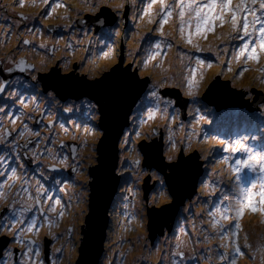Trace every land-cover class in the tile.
Returning a JSON list of instances; mask_svg holds the SVG:
<instances>
[{"label": "rangeland", "instance_id": "rangeland-1", "mask_svg": "<svg viewBox=\"0 0 264 264\" xmlns=\"http://www.w3.org/2000/svg\"><path fill=\"white\" fill-rule=\"evenodd\" d=\"M63 2L71 7L76 3V0H63ZM201 2H206V0H201ZM147 3L148 0H143V3L141 0H137V12L141 7H146ZM168 3L172 4L173 0H168ZM249 6L251 7V5ZM159 10V4L154 5L150 16L140 19L137 15V18L133 19L134 13L130 9L126 8L124 14H117L106 9L105 11L112 23L101 27L93 23L94 17L87 11H81L78 18L75 9L66 14L64 8H59L51 17H45L40 15L45 11L44 6L33 7L31 0H25L23 7L16 4L15 0H0V37L7 38L5 50L0 51V54H8L10 63L21 57H26L27 60L34 62L38 69L42 60L47 61L48 67L46 69L34 72L42 85V73L59 64L61 57L68 64L67 68H64L66 72L81 71L86 75L100 77L112 65L116 64L122 55L124 62L135 60V67L141 69L143 76H151L149 84L159 79L161 75L174 77L170 83H175L177 86L167 88H178L181 96L188 98L185 116L183 107H181L182 101L177 102L176 107L180 110V120L184 122L186 131L191 133L194 130L199 134V142H197L196 136H193L192 140L193 148L198 150L196 155L199 156L201 154L199 150L203 149L209 157L207 161L201 160L203 161V173L198 178L197 193L191 199L188 198L181 207L172 230L169 232L166 230L164 235H158L152 241L147 226V208L151 207V196H149L148 206L143 208L141 202L143 192L139 196L129 197L131 203L128 208H125L124 204L128 203V200L124 198L128 197L129 194L124 189L130 185V182L125 184L124 180L121 179L123 186H118L116 193L117 198L115 197L114 201L102 264H157V260L162 255L164 256V264H172L170 253L176 250L173 247L177 243L176 237H179L181 250L185 252L184 264H209L207 260L202 259L204 255L211 257V264H223L217 253L223 251L231 253V248L220 247L221 244L225 246L230 244L227 235L223 240L221 239V228H227L233 220L240 223L241 228L237 230L235 224H232L230 231L238 232V238L232 237V240L238 239V243L243 248L245 236H247V243L251 245V248H244V251L249 253L251 258L249 255L237 256L236 264H261L258 249L264 246V212L259 211V209L252 212L251 209L246 208L241 217H237L235 213V208L238 207L237 197L240 192L238 185L248 188L251 186L250 181L256 180L261 174L258 170L253 172L244 168L240 173L242 181H237L234 174L230 173L229 164L234 165L236 159L245 158V153L233 154L232 160L225 163L222 157L228 153L223 152L226 145L221 144L220 141L231 142L242 136H247L249 139L246 143L250 147L256 151L264 150V82H261L258 71L260 66L264 65V56L261 57L259 63L245 61L244 58L236 60L234 52H238L241 41L223 36L222 34L227 33L229 28L227 25L220 27L218 21L215 32L207 33V39L201 36L193 37L194 42L205 49V51L195 52L191 45L183 44L180 40L178 10L173 12L169 22L164 25L163 31L166 34L164 37L155 31L158 26L155 23L158 19L156 14ZM190 15H193L191 28L186 26V32H195L194 14L186 12L185 20H188ZM22 16L24 19L21 18ZM81 18L85 19L84 22ZM249 18L251 19V17ZM149 19L153 23H149ZM117 28L121 32L120 36L114 35ZM252 38L249 37V39ZM25 39L29 40L30 43L23 44ZM157 41L163 42L160 49L162 54L156 60L149 61L147 68H143L140 62L146 60L156 51L155 43ZM168 43H173L174 46L167 48L165 45ZM40 44H44L45 47L40 48ZM106 45L115 46L114 53H110L111 59H105L101 54L102 51H108ZM209 47L212 48V51L207 50ZM53 48H55V52L52 51ZM217 51L220 53L219 59L217 58ZM183 52H188L192 57L191 67L196 68L197 76L201 73L206 75L207 79L204 81V86L213 76H220L222 81L230 80V87L246 92L244 95L232 92L228 88L229 85L220 82L218 85L222 87L221 92L214 97L217 104L224 99L233 103L240 98L247 101V104L243 107L228 104L224 108L218 109L202 99L205 92L204 86L200 87L195 100L186 96L184 89L179 84L184 77L189 75V70L183 67L177 59L178 54ZM196 57L210 62L212 67H198L195 64ZM169 61H172L174 66L169 65ZM227 61L231 62V71L227 70ZM183 64H189L187 57L184 58ZM241 69L247 70L242 75H237ZM222 71V75H217ZM83 74L81 75L83 76ZM29 79L31 77L24 78L20 82H13L12 85L8 84L10 85L9 88L4 93H0V107L4 108V111L0 112V120H14L18 126L23 125L22 120L33 116L30 127L34 128L35 115H43V112H46V126L41 129L43 140L40 143L41 146L37 148L36 154L38 160L42 162L43 168L33 183L36 188V182L39 180L44 188L49 190L48 195L53 197V200H46L48 206L51 203L54 204L55 198H60L63 207L55 205L56 212L49 211L46 213L53 221L57 222L51 227L47 222H44L40 214L39 217L35 216L39 218L40 222H43V227L40 228L38 237H31H34L33 239L40 244L41 255L39 260L43 261V264H76L79 257L82 240L81 230L85 222L89 192L85 193L83 199L78 203L79 186L85 179L92 181L89 170L95 163L89 164L85 160L86 167L82 174L74 173L70 165L74 163L75 159L91 155L90 145L93 143V137L85 133L84 127L89 123L98 124V121H89V114L79 101H76L75 110L68 113L58 110L56 105L47 107L45 98L38 96L39 108H37L28 98L38 95L43 90V86L40 83L37 84L36 92H32L31 85L35 82ZM0 82H2L1 77ZM10 92L22 95L29 107L22 108L18 100L13 103L15 96H9ZM74 99L70 98L69 102ZM172 100L176 101L175 98ZM61 104L65 107L68 106L64 101H61ZM196 109H200V112L197 113ZM200 116L204 118L200 119ZM17 117L19 118L17 119ZM223 117H226L227 120H224ZM49 121H54V127L49 125ZM238 121L245 123V125H241L242 128L237 127L239 130L229 129L233 125L238 126L236 124L239 123ZM97 131L102 136V131L100 129ZM50 132L58 134V139L51 140L48 138L47 135ZM1 134L2 131H0ZM179 134L183 135V131ZM85 141L88 142L89 147L83 146ZM40 149L45 151L50 149L51 155L46 152V157H39ZM53 156H56V159H53ZM64 156H67V164L62 163L66 172L48 167L58 161L61 162L60 158ZM11 168V166L8 168L7 176L11 172ZM41 171H44L43 176H41ZM217 171H222L223 176H217ZM24 173L22 171L21 176ZM48 176L50 180L47 179ZM53 176L62 177L64 180H58L62 183L57 184L55 183L57 178L54 179ZM70 176L72 178H69ZM202 180L205 183H201ZM208 181H214L215 186L213 187ZM73 184L76 187H73ZM29 185L30 181H27L23 187L28 188ZM61 188H64L65 191H61ZM252 191L253 193L258 192L259 185ZM17 192L20 193L19 196L16 195ZM52 193L55 196H52ZM225 195L229 196L228 201H223ZM9 197L16 200L18 208L31 203L26 194L17 186L9 191ZM258 199V196H254V202ZM48 206L44 204L45 209ZM224 208H230L231 220L221 219L217 209L223 210ZM61 211L64 212L63 217L57 215ZM135 212L140 214L135 218H129ZM30 217L32 216L25 212L22 218L28 219ZM214 220L219 222L215 227L212 223ZM54 236H58L59 239H54ZM10 240L7 241L8 244L5 248L10 244ZM15 244L17 243H13L9 249H14L13 245ZM18 247L20 248V246ZM61 248L63 249L62 252L57 251ZM1 257V260L6 261V264H13L9 257L3 255ZM176 259L179 260V258Z\"/></svg>", "mask_w": 264, "mask_h": 264}, {"label": "snow or ice", "instance_id": "snow-or-ice-1", "mask_svg": "<svg viewBox=\"0 0 264 264\" xmlns=\"http://www.w3.org/2000/svg\"><path fill=\"white\" fill-rule=\"evenodd\" d=\"M16 4L23 7L25 0H15ZM143 3V0H141ZM159 4L160 10L156 14L158 19L155 23L158 25L155 31L164 37L166 34L163 31L164 25L169 22L173 12L178 10L179 25L178 33L180 40L183 44L191 45L192 50L195 52L205 51V49L193 40L194 36H201L207 39V33H214L217 27V21L220 27L228 26L229 31L222 34L223 36L240 40L238 52H234V58L239 60L244 58L245 61H255L259 63L262 56H264V0H173L172 4L168 0H148L146 7H141L137 12V0H76V3L71 7L65 4L63 0H31V6L36 7L43 5L45 11L40 13L45 17H51L56 9L64 8L65 13L75 9L77 17L81 11L89 12L93 17V23L103 27L105 24L112 23L106 13V9H110L117 14H124L125 9L133 11V19H143L145 16H150L153 6ZM251 5V7L249 6ZM186 12L194 14L195 19V32L187 31L191 28V21L193 15H190L188 20H185ZM251 17V19L249 18ZM24 19V17H21ZM149 23H153L149 19ZM258 25V27H257ZM37 31H40L37 29ZM115 36H120L121 32L117 28L114 31ZM249 37H253L249 39ZM224 42L223 40L221 41ZM30 41L25 39L23 44L27 45ZM162 41L155 43L156 51L149 56L146 60L140 62L143 68H147L148 62L156 60L162 53L160 52ZM167 48H172L173 43L165 45ZM40 48H44V44H40ZM108 51H102V56L105 59H111L110 53H114V45H106ZM208 51H212L209 47ZM55 52V48L52 50ZM219 51H217V58L219 59ZM187 57L189 64L184 65L183 60ZM5 57V60H8ZM177 59L183 67L188 68L189 75L184 77L179 86L184 89V94L195 100L199 93L201 86H204V81L207 79L206 75L201 73L197 76L196 68L191 67L192 57L188 52L179 53ZM21 71L30 69L32 72L46 69L48 67L47 61H41L40 68L38 69L35 64L28 65L21 61L16 64L11 61ZM121 61L117 60L116 64L108 69L107 75H103L102 79L93 77V82L85 83L77 78L75 75L64 74L61 75L56 71V67L63 66L67 68L68 64L64 58H60V64L48 69V75L43 78V90L38 95L30 96L31 100L37 108H39V97L45 98L47 107L56 105L58 110L72 113L75 110L76 101H79L82 107H85L86 112L89 114V121L96 120L99 123L92 125L89 123L84 127L87 135L93 137V143L90 145L91 155L82 156L75 159L74 163L70 165L74 173L82 174L85 169V160L89 164L95 163L97 167L93 170L94 179L92 184L97 185L102 191L103 188L110 182L117 179V177L124 180L125 184L130 185L124 189L129 194L124 199L128 203L124 204L128 208L131 200L129 197L139 196L141 192L144 195L141 197L142 208L147 207L149 203V196H151V215L153 218L160 222L161 227L166 224L169 219L175 215L177 204H182L181 193L187 186L189 180L192 178L194 172H197L201 164L199 161L208 160V154L200 149V155L197 156V149L193 148V136L197 137L199 142V134L194 130L189 133L185 130V125L180 120V110L176 107L177 101L168 98L161 89L167 87H176L175 83H170L174 77L168 75H161L159 79L154 80L148 84L147 80L143 77L141 69L138 68L132 72L129 68L119 67ZM136 63L135 60L130 61L129 67ZM195 64L200 66L212 67V64L206 60L196 57ZM231 62L227 61V70L231 71ZM23 65V67H21ZM247 69H241L237 75H242ZM6 71L11 74L12 67L4 68L0 65V72ZM260 73V80L264 82V65L258 69ZM137 72H141V78H137ZM218 73L217 75H222ZM217 76H213L205 87V93L211 95L213 90L218 86L215 83ZM31 80L35 83L31 85V91L36 92V85L40 83V79L36 75L31 76ZM8 82H0V93H4L8 87ZM147 86V90H145ZM87 89L88 91H82ZM195 89V91H194ZM9 96H15L13 103L19 101L22 108H28L29 105L22 98V95L16 93H9ZM71 97H75L70 101ZM61 101H64L68 106H63ZM212 101L210 100L209 103ZM4 108L0 107V112ZM199 113L200 109H196ZM7 114V113H5ZM191 114V113H190ZM19 117H17L18 119ZM200 116V119H203ZM15 123V121H11ZM49 125L54 127V121H49ZM27 127V125H25ZM63 127V125H61ZM98 129H103V136L98 134ZM183 131V135L179 133ZM22 134V133H21ZM11 135V133H9ZM39 137V131L35 132ZM249 138L242 136L235 141H220L221 144L226 146L223 152L228 153L222 157L225 163L232 160L233 154L245 153V158L236 159L234 165L229 164L230 173L234 174L237 181H242L240 175L242 169L246 168L253 172L257 170L261 174L256 180L250 181V187L243 188L241 185L240 192L237 197L238 207L235 208L237 217L244 214L246 208L256 212L258 209L264 212V150L256 151L250 147L246 141ZM31 142H26L22 147L27 149ZM13 150L21 147L12 142ZM84 147H89L88 142H84ZM51 155V150L46 149ZM33 158L36 153L33 152ZM15 158L20 160V153H15ZM6 155H0V162L6 161ZM56 159V156H53ZM61 163L67 164V156L61 157ZM117 164L119 170L117 171ZM40 165H38L39 167ZM19 168L25 167L24 163L18 164ZM55 169V165H52ZM46 170V169H45ZM207 174V172H206ZM0 175H6L0 172ZM44 171H41V176ZM217 176H223L222 171L216 172ZM11 179H22L17 176V168H11ZM7 184V181L4 182ZM55 183H62L55 181ZM90 181L85 179L79 186V194L77 202L79 203L85 193L89 191ZM205 183V181H201ZM212 186H215L214 181H208ZM259 185V191L253 193V189ZM9 189L14 187V184H8ZM73 187H76L73 184ZM3 188V185H0ZM65 191L64 188L60 189ZM21 191L26 194L27 199L32 201L31 205L17 207L15 199L9 197L8 192L0 191V233L11 236L13 243L20 245V259L16 260V250L5 248L0 250V255L7 256L12 259L13 264H43L39 260L41 255L40 244L30 236H39L40 228L43 227V222L39 221L38 217L32 216L24 219L25 212H31L33 208L36 209L43 217L44 222H47L49 227L57 223L46 213L56 212L55 205H62L60 198H55L54 204H49L45 209V200L52 201L53 197L48 195V189L40 183L36 182L35 193L29 189L21 186ZM20 195L19 192L16 193ZM254 196H258V201L254 202ZM229 196L225 195L223 201H228ZM101 201L100 207L97 210L99 220H103L104 211ZM221 219L231 220L229 215L230 208L223 210L217 209ZM140 213L135 212L129 218H135ZM59 217L64 216V212L57 213ZM213 227L218 225V221H213ZM235 224V229H240V223L232 221L227 228H221V239L225 235L229 237L230 244L225 246L220 245L221 248H231V253L228 251L218 252V258L223 264H236L237 256L249 255L244 251V248H251L247 243V236H245V245L242 248L237 240H232V237L238 238V232L230 231L232 224ZM90 227V226H89ZM87 235V233H85ZM54 239H59L54 236ZM139 239V237H137ZM177 243L173 246L176 250L170 253L172 257V264H184L185 252L181 250V242L179 237H176ZM63 251V249H57ZM261 256V264H264V246L258 249ZM176 258H179L177 260ZM202 259L207 260L211 264V257L204 255ZM0 264H6V261L0 260ZM157 264H164V256L162 255Z\"/></svg>", "mask_w": 264, "mask_h": 264}, {"label": "water", "instance_id": "water-1", "mask_svg": "<svg viewBox=\"0 0 264 264\" xmlns=\"http://www.w3.org/2000/svg\"><path fill=\"white\" fill-rule=\"evenodd\" d=\"M119 61H121L119 67L121 68H129V71L132 72L136 69L135 63L129 67L128 62H124L123 56L121 55ZM60 64V63H59ZM57 64V65H59ZM53 68V67H52ZM14 69L16 72H18L20 69L14 66ZM51 69V68H50ZM56 71H59L61 75L64 74H69V75H75L77 78L80 80L84 81L85 83H91L93 82V77L92 75H86L83 74L81 75V71H71V72H66L64 67L61 65L59 67H56ZM44 74V77L48 75V70L43 72L42 75ZM137 78H141L140 72H137ZM104 75H107V72L104 73ZM43 77V76H42ZM43 77V78H44ZM146 80L147 83L149 84L151 76H143ZM42 78V81H43ZM98 79H102L103 76L96 77ZM224 83L228 86L230 91L239 93L241 95L246 94V92L242 90H236L232 87H230V80H221L220 76L217 77L215 83L217 84V88L213 90V93L211 95L206 94L205 92L202 95V99L206 101L210 105H214L218 109H222L228 104L236 107H243L247 104V101H245L243 98L238 99L236 102L229 103L230 101H227L224 99V101H220L219 104H217L215 100V95L221 92L222 87L219 86V83ZM147 89V86L145 90ZM82 91H88L87 89H83ZM162 92L168 96V98L173 99L175 98L176 101L181 103V107H183V114L184 116L186 115V103L188 102V98L184 97L183 95L181 96L180 91L178 88H165L162 90ZM75 98V97H71ZM247 99V98H246ZM212 101L209 103V101ZM249 100V99H248ZM250 109V108H249ZM99 123V122H98ZM102 131V136H103V129H100ZM101 136V138H102ZM201 164L200 169L197 172H194L192 175V178L189 180L187 186L181 193V200L182 204H177L176 210H175V215L169 219V221L161 227L160 222L155 220L153 216L151 215V207L147 208V215H148V230H149V235L152 241L155 240V238L158 235H164L166 230L169 232L172 230L174 227V223L176 220V217L179 215L181 207L185 204L186 200L189 198L191 199L193 196L198 191V183H199V177L203 173V161L199 162ZM97 167L96 164H94L93 167L90 168L89 173L92 178L94 179V172L93 170ZM119 170V164H117V171ZM118 186H123L121 178L117 177L116 180L108 183L103 190L101 191L97 185H94L90 182V194H89V201L87 205V211H86V216H85V222L82 225V240H81V245L79 248V257L77 259L76 264H102L103 260V255H104V250H105V245H106V240H107V235L109 231V226L111 223V208L114 206V201L116 197V193L118 190ZM103 204V208L106 209L104 211V217L103 220H99L97 213L98 208L100 207V204ZM113 205V206H112ZM113 211V210H112ZM90 226V227H89ZM87 233V235H85ZM5 238L9 237H4L0 238V250H3L6 245L8 244V240H5ZM1 257V255H0Z\"/></svg>", "mask_w": 264, "mask_h": 264}, {"label": "flooded vegetation", "instance_id": "flooded-vegetation-1", "mask_svg": "<svg viewBox=\"0 0 264 264\" xmlns=\"http://www.w3.org/2000/svg\"><path fill=\"white\" fill-rule=\"evenodd\" d=\"M81 19H82V22H84L83 20H85V19H83V18H81ZM80 26H82V25H80ZM83 27H84V25H83ZM0 35H1V32H0ZM6 41H7V38L3 39V37H0V51L5 50L4 46H5ZM5 57H9V55L8 54H0V65H3V67L5 69L8 67H12L13 72L11 74L7 73L6 71L0 72V74H2V75H0L2 82L7 81L8 84L12 85L13 82H16V81L20 82V81H23L24 78H30L32 75H35L34 72H32L30 69L29 70L27 69L24 71L19 70L18 72H16V70L14 69V66H16V65L13 63H10V61H8V60H5ZM21 61H23L25 64H28V65L35 64L34 62L27 60L26 57H21L18 60H16L15 62H16V64H19ZM21 67H23V65H21ZM27 71H29V72H27ZM81 74H83V73H81ZM42 76L44 77V74ZM42 78H41V80H42ZM29 80H31V79H29ZM42 83H43V81H42ZM9 86L7 88H9ZM248 97H249V95H248ZM36 114H37V112H36ZM45 116H46V112H43V115L42 114L41 115H38V114L35 115V117H34L35 122H33L34 128L30 127L31 126V118L33 116H31V118L28 117L27 119L22 120L23 125H18V126L16 125V122L12 123L11 121L0 120V131H2V134L0 135V155H6L7 156L6 161L0 162V172L6 173V175H0V185H3V188H0V191H6L9 194V191L12 190L14 187L17 186V188L18 187L21 188V186H24L27 181H30V185L28 188L34 194L36 188H35V184L33 183V180L36 179V177L40 173V170L43 168V164L41 161L38 160V155H36V157L33 158L32 154H33V152H35L37 154V151H38L37 148L41 146L40 143L43 140L42 135H41V132H42L41 129L44 126H46V122H47V119H45ZM25 125H27V127H25ZM36 131H39V133H40L39 137H37L35 135ZM9 133H11V135H9ZM47 137L50 138L51 140H57L58 134H54V133L50 132L47 135ZM13 141H15V143L20 145L21 147L13 150V145H12ZM66 141H68V140H66ZM66 141H64V142H66ZM26 142H31L27 149L22 147L23 145H25ZM62 145H64V144H62ZM16 152L20 153V157H21L20 160H17L15 158ZM39 157H46V151L43 149H40L39 150ZM20 163H24L25 167L19 168L18 164H20ZM7 164H8V166H7ZM38 165H40V166L38 167ZM52 165H55V169H53V170H60L61 172H66L64 170L65 168L63 167V164L61 162L58 161L57 163L51 164L48 167H52ZM10 166L12 168L13 167L17 168V176L22 177V179H16V180L11 179L10 178L11 172L7 176V173L9 171L8 168H10ZM52 168H51V170H52ZM22 171L25 172L23 176H21ZM53 178L55 179L57 177L53 176ZM69 178H72V177L70 176ZM47 179L50 180V177L48 176ZM58 180L62 181L64 179L62 177H58L55 181H58ZM5 181H7V184L4 183ZM8 184H14V187L9 189L7 187ZM54 185H55V183H54ZM89 194H90V183H89L88 201H89ZM52 196H55V194H53ZM30 202H31L30 203V205H31L32 201L30 200ZM44 204L46 206H48V203L46 202V200H45ZM3 206H4L3 204H0V208H3ZM26 206H28V205H26ZM112 210H113V208H111V211H110L111 217H112ZM28 214L30 216H38V217L40 216L39 215L40 213L38 211H36L35 208H33L31 212H28ZM177 219H178V217H177ZM6 236L7 235L0 233V238H4ZM7 237H9V238H5V240L11 239L10 235ZM30 238L33 239L34 237L30 236ZM12 244H13V242H12V240H10V244L8 245L7 248H10L12 246ZM18 246H20V245L15 244V245H13V248L14 249H20ZM20 258L21 257H20V253H19L18 256L16 255L15 259L19 260ZM44 261H46V260H44ZM47 264H49V263H47Z\"/></svg>", "mask_w": 264, "mask_h": 264}, {"label": "bare ground", "instance_id": "bare-ground-1", "mask_svg": "<svg viewBox=\"0 0 264 264\" xmlns=\"http://www.w3.org/2000/svg\"><path fill=\"white\" fill-rule=\"evenodd\" d=\"M169 65L174 66V64H173L172 61H169ZM256 118H257V117H256ZM223 119H224V120H227L226 117H223ZM252 120H253V118H252ZM229 127H231V126H229ZM237 127H240V126H232L233 129L239 130ZM229 129H231V128H229ZM240 129H241V128H240Z\"/></svg>", "mask_w": 264, "mask_h": 264}, {"label": "clouds", "instance_id": "clouds-1", "mask_svg": "<svg viewBox=\"0 0 264 264\" xmlns=\"http://www.w3.org/2000/svg\"><path fill=\"white\" fill-rule=\"evenodd\" d=\"M256 112V111H255ZM116 198H117V196H116ZM178 217V216H177ZM177 217H176V219H177ZM16 250V255L18 256L19 255V253H20V249H15ZM2 257H0V259H1Z\"/></svg>", "mask_w": 264, "mask_h": 264}, {"label": "trees", "instance_id": "trees-1", "mask_svg": "<svg viewBox=\"0 0 264 264\" xmlns=\"http://www.w3.org/2000/svg\"><path fill=\"white\" fill-rule=\"evenodd\" d=\"M239 122V121H238ZM236 124H238V126H240L241 127V125H245V123H242V122H239V123H236ZM233 125V124H232ZM233 126H235V125H233ZM242 128V127H241ZM231 129H233L232 127H231ZM248 129V128H247Z\"/></svg>", "mask_w": 264, "mask_h": 264}]
</instances>
